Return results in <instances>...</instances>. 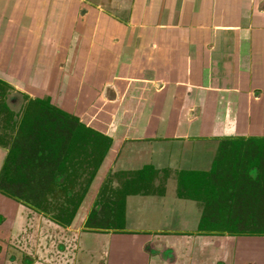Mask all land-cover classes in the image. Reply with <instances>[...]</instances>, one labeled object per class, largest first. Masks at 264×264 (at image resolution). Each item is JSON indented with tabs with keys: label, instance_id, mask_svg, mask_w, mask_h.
Masks as SVG:
<instances>
[{
	"label": "crops",
	"instance_id": "0c3cea01",
	"mask_svg": "<svg viewBox=\"0 0 264 264\" xmlns=\"http://www.w3.org/2000/svg\"><path fill=\"white\" fill-rule=\"evenodd\" d=\"M0 80L111 138L68 224L0 192V264H264V234L201 232L176 192L221 140L264 139V0H0ZM142 168L121 219L84 226Z\"/></svg>",
	"mask_w": 264,
	"mask_h": 264
},
{
	"label": "trees",
	"instance_id": "16d2710c",
	"mask_svg": "<svg viewBox=\"0 0 264 264\" xmlns=\"http://www.w3.org/2000/svg\"><path fill=\"white\" fill-rule=\"evenodd\" d=\"M2 106L6 108L3 102ZM7 114L6 119L10 121L7 126L16 138L10 143L3 164L2 179L18 188L20 185L25 186L23 191L8 193H19L16 198L32 201L35 208L44 210L42 201L47 199L45 196L50 194L51 198H55L53 192L57 191L62 194L66 204L59 206L60 215L54 218L68 224L106 155L111 138L82 124L76 116L55 107L48 96L29 99L17 119L11 111ZM243 156L245 158H242ZM262 156V138L223 139L219 146V157L210 172L185 171L178 174V195L205 203L207 216L201 217L198 224L201 232L264 234V229L260 228L243 229L244 226L256 224L253 217L242 223L227 217L231 212L228 201L234 194L229 181L240 178L251 185L263 182L264 172L261 174L258 170L264 169ZM232 159L231 166L234 170L231 172V180L223 174H215L214 167H226ZM81 167L88 168L83 182L80 180ZM146 177V168L138 172L139 185ZM73 183L80 184L81 189L70 191L67 184ZM258 192L264 195V191L250 190V195H253L251 200L241 202L250 211V216L259 211L256 195ZM239 193L242 194L240 191ZM115 205V216L119 220L122 214V199L116 200ZM262 209L264 210V206Z\"/></svg>",
	"mask_w": 264,
	"mask_h": 264
},
{
	"label": "flooded vegetation",
	"instance_id": "af4514ba",
	"mask_svg": "<svg viewBox=\"0 0 264 264\" xmlns=\"http://www.w3.org/2000/svg\"><path fill=\"white\" fill-rule=\"evenodd\" d=\"M0 140L2 141V143L0 144V147L5 149L6 154L1 162L0 165V192L2 193H6L11 195L13 198L17 199V200H22L23 202H27L26 199L23 198H16L15 196L18 194H13V193H8L11 191H20V190H24V185H20L18 188L16 185H10L8 183H5L2 179V170H3V164L6 160V157L8 155V151H9V146L11 141H13L16 138V135L13 133H10V128L7 126V124H9V120L6 119V115H8V112H12L13 116L15 117V119L20 117V114L22 112V110L24 109L26 102L29 99H34V98H29L27 95L21 94V96L23 97V103L22 105L18 108V110L16 112H14L12 110V108H10V105L6 102V97L7 94L9 93V91H14L13 88L11 86H9L8 84H6L5 82L0 80ZM8 90V91H6ZM2 91V92H1ZM11 92V93H12ZM15 93V92H14ZM47 97V96H45ZM41 98V97H39ZM2 102L5 104L6 108H4V106H2ZM7 122V123H6ZM0 141V142H1ZM221 143V142H220ZM220 146V144H219ZM219 157V153L216 157V159H214V162L217 161ZM233 159L231 161H229V165L227 164L226 167H214V172L215 174H223L221 173L220 167L223 168L222 170L227 171L226 174L229 180H231V172L232 170H234V168L231 166ZM144 169V168H142ZM141 169V170H142ZM212 169V168H211ZM210 169V170H211ZM207 171V172H210ZM259 172L262 174L264 172L263 168H259L258 169ZM140 171V170H139ZM138 171V172H139ZM138 172L134 173V175H130L124 182L119 183V185L117 187H115L114 189L108 186V181H106V183L104 185L101 186L97 197L95 199V202L93 204L92 209L89 211V213L87 214L84 226L86 227H91V228H102L104 229V225L105 222L107 221L109 223V225H114V222L112 221H116V216H115V201L118 199H122V208L124 209V204H125V198L128 194H137V193H145V187L149 186L151 184V182L153 181L154 177L152 174L150 175L149 173H147V177L146 180L144 182H142L140 185L137 182V177H138ZM86 174V173H85ZM85 174L81 175L80 180L83 182L84 180V176ZM178 178V175L176 176V180ZM110 184V182H109ZM230 186L232 187L231 191H233V195H232V199L228 202H230L229 206H231V213L235 212L236 215H231L229 217L230 220H234L236 219L237 221H239L240 223L242 222H248L249 220H251V217H253V219L255 220V222L257 224H264V210L262 209L261 205L258 204V212H256L255 214L250 216V211L248 210V208L241 204L242 201H248L251 197H253V195H250V190H259V191H264V179L263 182H259L258 184H247L245 182H243V180H241L240 178H236L234 181L231 180L229 181ZM68 188L70 189V191H77L80 188V184H67ZM140 186V187H139ZM177 187H178V183H176V192H177ZM239 191L242 193L240 194ZM53 194L56 196L55 198H49V199H45L44 201H42L44 203L45 209L43 212L48 213V209H50L51 211L50 214L51 216L54 218L57 216H59V206H63L66 204V201L64 200L62 194H59L57 191H54ZM178 195V193H177ZM257 197H258V202L260 203L261 198H264V195L262 193H256ZM179 196V195H178ZM181 197V196H179ZM243 199V200H242ZM110 200V201H109ZM108 201V202H107ZM204 206L205 203L200 200ZM32 202V201H28L27 203ZM107 202V204H106ZM33 203V202H32ZM240 203V204H239ZM62 215V214H61ZM101 218H100V216ZM54 218V219H56ZM111 221V222H110ZM116 223V222H115ZM243 227V226H242ZM243 229L248 230V229H253L251 228V226H244ZM255 229V228H254Z\"/></svg>",
	"mask_w": 264,
	"mask_h": 264
},
{
	"label": "rangeland",
	"instance_id": "374dc122",
	"mask_svg": "<svg viewBox=\"0 0 264 264\" xmlns=\"http://www.w3.org/2000/svg\"><path fill=\"white\" fill-rule=\"evenodd\" d=\"M6 91H8V90H6ZM2 92V91H1ZM12 91H9V93L7 94V97H6V102L10 105V108H12V110L14 111V112H16L17 110H18V108L22 105V103H23V97L21 96V94H17V93H11ZM10 133H12L11 132V130H10ZM218 155V154H217ZM215 157V159H216V157L217 156H214ZM262 157H264V156H262ZM242 158H245V156H243ZM210 161H211V159L209 158V160H208V164H206V165H209V163H210ZM223 168H221L220 167V172L221 173H223V175L226 177L227 175L226 174H224V173H226L227 171H224V170H222ZM109 176V174L106 176V177H108ZM14 192V191H13ZM16 193V192H15ZM17 194V193H16ZM51 197V195L50 194H47L46 196H45V198H47V199H49ZM249 200H251V198L249 199ZM240 204V203H239ZM259 205H261V207L262 206H264V198H261V200H260V203H259ZM259 207V206H258ZM260 208V207H259ZM251 228H256V229H264V225L261 223V224H254V225H252L251 226Z\"/></svg>",
	"mask_w": 264,
	"mask_h": 264
}]
</instances>
